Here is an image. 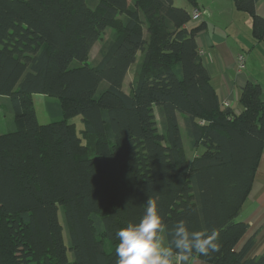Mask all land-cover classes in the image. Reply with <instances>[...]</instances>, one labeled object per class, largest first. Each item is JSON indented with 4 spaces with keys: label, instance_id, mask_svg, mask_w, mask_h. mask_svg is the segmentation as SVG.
<instances>
[{
    "label": "trees",
    "instance_id": "trees-1",
    "mask_svg": "<svg viewBox=\"0 0 264 264\" xmlns=\"http://www.w3.org/2000/svg\"><path fill=\"white\" fill-rule=\"evenodd\" d=\"M233 2L251 15L260 43L257 0ZM191 20L174 0H0V96L14 114L13 129L0 132V264H117L115 233L138 222L149 199L168 246L183 221L218 236L219 251L193 256L264 264V255L248 256L254 238L236 248L264 150V87H243L238 114L225 106L197 42L205 23ZM107 27L116 34L91 64ZM37 93L58 99L60 120H38Z\"/></svg>",
    "mask_w": 264,
    "mask_h": 264
},
{
    "label": "crops",
    "instance_id": "crops-1",
    "mask_svg": "<svg viewBox=\"0 0 264 264\" xmlns=\"http://www.w3.org/2000/svg\"><path fill=\"white\" fill-rule=\"evenodd\" d=\"M177 2L190 12L196 8L182 0H174L175 4ZM197 3V8L208 12L200 20L190 21L191 26L205 23L204 29L197 35L199 49L203 51L204 65L220 101L223 104L229 102L234 112L238 114L243 110L240 102L243 87L249 81L258 82L264 87V39L257 44L254 42L252 17L249 13L238 10L233 0H197ZM256 12L264 16V0H257ZM239 54L246 56L245 67L242 69L238 68ZM0 99L6 101L7 98L0 96ZM180 125L183 128L182 120ZM238 220L246 222L248 229L236 248H241L244 242L252 237L254 245L248 256L264 255V150ZM165 246H168V242ZM189 264L211 263L192 256Z\"/></svg>",
    "mask_w": 264,
    "mask_h": 264
},
{
    "label": "clouds",
    "instance_id": "clouds-1",
    "mask_svg": "<svg viewBox=\"0 0 264 264\" xmlns=\"http://www.w3.org/2000/svg\"><path fill=\"white\" fill-rule=\"evenodd\" d=\"M167 229L155 200L147 207L138 222L120 228L115 237L117 264H189L193 254L208 255L219 251L218 236L192 231L180 221L170 232L171 245L165 246L161 234Z\"/></svg>",
    "mask_w": 264,
    "mask_h": 264
},
{
    "label": "rangeland",
    "instance_id": "rangeland-1",
    "mask_svg": "<svg viewBox=\"0 0 264 264\" xmlns=\"http://www.w3.org/2000/svg\"><path fill=\"white\" fill-rule=\"evenodd\" d=\"M182 1L184 3H189V1L187 2V0H182ZM178 4H180V2H177L176 5ZM115 34H116V29L113 27H107L104 30L99 40L94 44V46L92 47L90 51L89 63L91 64L96 63L97 59H99L101 48L107 43V41L112 39L115 36ZM142 55L143 53L141 51L137 53V58L135 62L132 63V65L130 66L128 70V73L124 81V86H123L126 92L131 91L130 82L133 79V76L138 68V64L141 61ZM33 99H34V104H35V108L37 112V117L41 123L57 121L62 118V116L60 115L58 99L56 97L50 96L48 94L37 93L33 95ZM70 122H73L76 124L78 133L81 134V129L84 126L82 116L76 115L70 119ZM13 126H14V114L9 109L7 103H5V101H2V99H0V131L7 132L13 129ZM182 138H183L184 147L186 150L187 159L191 160L194 155V151L190 148V140L188 136L186 135L184 128L182 129ZM202 150L203 149L200 148L198 152H201ZM62 212H63L62 208L60 207L59 216H60V220L63 223V213ZM64 236H65L66 241H68L69 237H68L66 228H64ZM161 237H162L164 244H166L167 241H166L165 232L161 234ZM69 256H70V259L72 260L73 256H72L71 251H69Z\"/></svg>",
    "mask_w": 264,
    "mask_h": 264
},
{
    "label": "built area",
    "instance_id": "built-area-1",
    "mask_svg": "<svg viewBox=\"0 0 264 264\" xmlns=\"http://www.w3.org/2000/svg\"><path fill=\"white\" fill-rule=\"evenodd\" d=\"M207 10L205 9H200V8H195L192 12V20H200L203 15L207 14ZM201 55L203 54V51L200 50ZM245 61H246V56L244 54H239L237 57V62H238V68L242 69L245 67ZM225 106H230L229 102H224Z\"/></svg>",
    "mask_w": 264,
    "mask_h": 264
}]
</instances>
